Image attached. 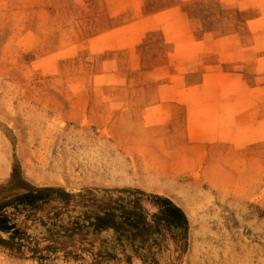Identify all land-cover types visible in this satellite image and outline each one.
Here are the masks:
<instances>
[{"label":"rangeland","instance_id":"1","mask_svg":"<svg viewBox=\"0 0 264 264\" xmlns=\"http://www.w3.org/2000/svg\"><path fill=\"white\" fill-rule=\"evenodd\" d=\"M0 264H264V0H0Z\"/></svg>","mask_w":264,"mask_h":264}]
</instances>
